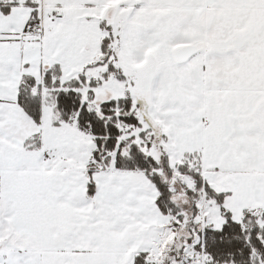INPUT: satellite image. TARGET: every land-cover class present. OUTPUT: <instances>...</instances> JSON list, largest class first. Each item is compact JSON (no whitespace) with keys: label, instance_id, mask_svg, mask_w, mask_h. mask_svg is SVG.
I'll use <instances>...</instances> for the list:
<instances>
[{"label":"snow or ice","instance_id":"1","mask_svg":"<svg viewBox=\"0 0 264 264\" xmlns=\"http://www.w3.org/2000/svg\"><path fill=\"white\" fill-rule=\"evenodd\" d=\"M0 264H264V0H0Z\"/></svg>","mask_w":264,"mask_h":264}]
</instances>
